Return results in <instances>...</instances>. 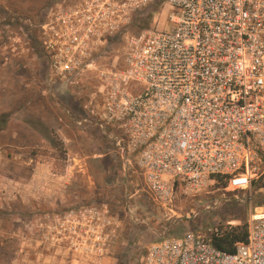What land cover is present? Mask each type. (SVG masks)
Here are the masks:
<instances>
[{"label":"built area","instance_id":"built-area-1","mask_svg":"<svg viewBox=\"0 0 264 264\" xmlns=\"http://www.w3.org/2000/svg\"><path fill=\"white\" fill-rule=\"evenodd\" d=\"M86 1L82 11L62 6L61 26L51 28L50 73L67 83L121 40V58L96 68V104L78 126L105 135L152 202L166 209L176 191L197 195L218 178L225 191L264 179V0H163L167 28L138 33L130 30L135 13L155 0ZM86 213L71 212L53 239L90 242L96 252L107 216L96 212L91 232ZM248 226V241L233 254L213 244L215 230L188 231L152 243L140 264H264V204Z\"/></svg>","mask_w":264,"mask_h":264},{"label":"rangeland","instance_id":"rangeland-1","mask_svg":"<svg viewBox=\"0 0 264 264\" xmlns=\"http://www.w3.org/2000/svg\"><path fill=\"white\" fill-rule=\"evenodd\" d=\"M62 1L0 0V264H140L163 238L248 225L264 204V185L248 191L211 185L197 195L181 189L163 209L105 135L92 124L78 126L96 104V68L121 58L122 45L119 39L116 52L106 47L94 55L96 68L75 71L67 83L52 77L46 42L61 26ZM162 1L135 13L130 30L166 29ZM81 210L91 232L98 226L91 217L107 216L94 253L90 242L53 239L54 227Z\"/></svg>","mask_w":264,"mask_h":264},{"label":"trees","instance_id":"trees-1","mask_svg":"<svg viewBox=\"0 0 264 264\" xmlns=\"http://www.w3.org/2000/svg\"><path fill=\"white\" fill-rule=\"evenodd\" d=\"M222 189L227 187V182L222 179H216L214 184ZM264 179L254 181L253 187L262 188ZM216 233L213 234V244L221 251L233 254L236 252V245L246 243L249 236V226L247 224H239L235 226H220L214 229Z\"/></svg>","mask_w":264,"mask_h":264},{"label":"flooded vegetation","instance_id":"flooded-vegetation-1","mask_svg":"<svg viewBox=\"0 0 264 264\" xmlns=\"http://www.w3.org/2000/svg\"><path fill=\"white\" fill-rule=\"evenodd\" d=\"M87 1L86 0H63L62 1V6L65 11H82L83 9H89V6L86 5ZM97 8L102 12L104 7L102 5L97 6ZM96 15L102 17V15H99L98 11H96ZM94 15V17L96 16Z\"/></svg>","mask_w":264,"mask_h":264}]
</instances>
